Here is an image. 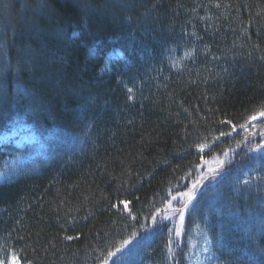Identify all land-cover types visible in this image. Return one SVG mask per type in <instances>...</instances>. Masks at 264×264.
<instances>
[{
    "label": "trees",
    "instance_id": "obj_1",
    "mask_svg": "<svg viewBox=\"0 0 264 264\" xmlns=\"http://www.w3.org/2000/svg\"><path fill=\"white\" fill-rule=\"evenodd\" d=\"M262 113L264 0H0V138L46 139L0 181V250L116 264L144 242L129 264H264Z\"/></svg>",
    "mask_w": 264,
    "mask_h": 264
},
{
    "label": "rangeland",
    "instance_id": "obj_2",
    "mask_svg": "<svg viewBox=\"0 0 264 264\" xmlns=\"http://www.w3.org/2000/svg\"><path fill=\"white\" fill-rule=\"evenodd\" d=\"M192 54L189 51H184L182 53L178 51L172 52V59H173V66L174 67H181L185 61L190 58ZM124 57V51L120 47H116L115 49L109 51L106 54V67L105 69H109L111 64L117 59ZM264 116H260L254 118L251 123L250 127H254L257 122ZM20 130H23L22 132ZM42 136L37 134H33L31 132L26 131L20 125L15 124L13 126V130L9 131V133L4 134L0 140L5 143L6 146H3V153L4 157H2L1 164H0V181L6 180L11 175L14 167H19L24 162L34 158L37 153L41 150L46 149V145L43 143L45 142V138L41 140ZM43 141V142H42ZM207 147H203L199 150L200 153L206 151ZM194 190V189H193ZM185 192L193 197L194 191ZM184 193V194H185ZM180 201L188 200V196L180 195ZM181 215L184 214L181 210H179L176 214V219L182 225ZM255 215H250L245 219L239 220L242 225L246 227V229H251L253 227H259V223H257ZM144 242L141 243L137 247L129 248L119 259L117 260L116 264H129L134 259L138 258L141 248L143 247ZM134 260V261H135ZM0 264H21L16 259L15 255L8 253V251H1L0 250Z\"/></svg>",
    "mask_w": 264,
    "mask_h": 264
},
{
    "label": "snow or ice",
    "instance_id": "obj_3",
    "mask_svg": "<svg viewBox=\"0 0 264 264\" xmlns=\"http://www.w3.org/2000/svg\"><path fill=\"white\" fill-rule=\"evenodd\" d=\"M262 115H264V113H262ZM183 195L188 196L189 199H192V198H193L192 196H190V195L187 194V193H185V194H183ZM185 207H186V205H185ZM181 220H183V215H181Z\"/></svg>",
    "mask_w": 264,
    "mask_h": 264
}]
</instances>
